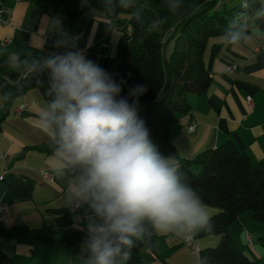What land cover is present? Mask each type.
Returning <instances> with one entry per match:
<instances>
[{
    "label": "crops",
    "instance_id": "obj_1",
    "mask_svg": "<svg viewBox=\"0 0 264 264\" xmlns=\"http://www.w3.org/2000/svg\"><path fill=\"white\" fill-rule=\"evenodd\" d=\"M81 8L83 18L71 21L62 9L45 11L29 0H10L6 4L0 0V13L4 12L8 19L7 23H0V51H5L9 61L15 63L25 49L45 56L62 52L65 49L56 48L55 44L67 39L75 44L73 50H82L88 59L113 75L118 65V46L132 38L147 16L138 11L110 18L91 0L82 1ZM243 19L252 28L245 39L233 45H228L225 36L209 40L204 59L213 83L205 94L187 95L191 112L171 125V138L180 157H193L200 151L231 140L246 151L256 168L264 170V30L255 26L246 14ZM214 44L220 46L218 52L213 51ZM48 105L37 88L15 100L12 111L0 123V177L26 146L52 141L50 134L42 130L43 121L40 119L46 114ZM20 106L24 108L17 112ZM3 115L0 92V117ZM191 123L196 124L194 133L187 131ZM12 171L35 179L36 184L31 198L15 200L0 180V208L7 206V216L0 213V226L26 224L41 227L50 215L49 208L70 209L71 204H77L78 172L63 167L54 154L44 155L30 150L24 159L13 165ZM43 171L48 172L53 181L47 180ZM206 207L210 216L217 212L216 207ZM80 213L83 211L78 206L70 215L56 216L54 224L82 228L84 221L78 219ZM252 230L259 232V244L255 243L254 235L253 243L247 240V231L252 233ZM229 231L248 257L264 264V224L255 221L251 213L244 212ZM160 235H165L158 243L162 253L171 245L181 244L170 255V264H200L198 250L220 240L219 235H211V238L206 231L195 236ZM82 244L55 248L33 237L15 241L0 239V246L13 257V261L6 262L11 264H87L88 253ZM145 254L153 259L151 264H166L151 252Z\"/></svg>",
    "mask_w": 264,
    "mask_h": 264
},
{
    "label": "trees",
    "instance_id": "obj_2",
    "mask_svg": "<svg viewBox=\"0 0 264 264\" xmlns=\"http://www.w3.org/2000/svg\"><path fill=\"white\" fill-rule=\"evenodd\" d=\"M4 4L10 0H1ZM45 11L62 9L71 21L83 18L81 2L84 0H29ZM108 17L118 18L142 11L147 16L132 38L117 49L118 65L112 77L122 84V96L127 97L135 85H145L147 91L140 97L139 115L146 121L151 140L165 156H173L180 165L183 178L200 194L205 205L219 210L211 215L212 231L207 235H219L215 247L198 250L200 264H259L248 257L231 235L230 226L244 212L250 211L255 221L264 224V170L256 168L246 151L233 141L198 152L193 157H180L171 138V125L181 116L191 112L187 99L189 93L205 94L213 83L204 54L211 38L225 36L228 45L245 39L252 28L246 24V14L255 26L264 30V0H242L228 7L230 0H127L121 6L119 0H91ZM246 2V6H244ZM240 34L233 42L232 36ZM174 40L170 55L167 44ZM220 46L213 45L218 52ZM44 54L25 49L15 63L9 61L5 51H0V92L3 96L4 115L0 123L12 111L15 100L32 89H39L47 103L48 77L39 67L32 65L42 60ZM131 99V98H130ZM36 150L44 155L53 154V140L41 145L26 146L9 163L0 177L15 200L31 198L36 180L12 171L13 165L24 159L27 152ZM49 216L41 227L26 224L0 226V239L15 241L25 237L52 246H74L83 243L85 232L76 227H57L54 218L70 215V209L49 208ZM141 239L133 238L128 259L121 264H151L146 251L170 264L168 259L181 244L171 245L165 253L158 249L160 235L148 221L143 222ZM173 233H168L172 235ZM174 235V234H173ZM264 239V237H262ZM13 261V257L0 246V264Z\"/></svg>",
    "mask_w": 264,
    "mask_h": 264
},
{
    "label": "clouds",
    "instance_id": "obj_3",
    "mask_svg": "<svg viewBox=\"0 0 264 264\" xmlns=\"http://www.w3.org/2000/svg\"><path fill=\"white\" fill-rule=\"evenodd\" d=\"M128 6L127 0H119ZM240 34L232 36L233 42ZM37 60L48 77L52 97L42 130L53 140L63 167L78 172L75 200L83 211L87 264H121L141 239L143 222L159 234L195 236L212 231L210 213L200 194L183 178L173 156H165L150 138L139 115L145 85L122 96L121 81L65 39ZM131 98V99H130Z\"/></svg>",
    "mask_w": 264,
    "mask_h": 264
},
{
    "label": "built area",
    "instance_id": "obj_4",
    "mask_svg": "<svg viewBox=\"0 0 264 264\" xmlns=\"http://www.w3.org/2000/svg\"><path fill=\"white\" fill-rule=\"evenodd\" d=\"M246 4H247V3L244 2V6H246ZM244 15H245V14H244ZM7 22H8L7 17L4 15V12H1V13H0V23L5 24V23H7ZM244 22L246 23V19H244ZM6 43H8V41L5 42V44H6ZM262 47L264 48V44L262 45ZM248 102L251 103V98H250V97H248ZM23 108H24V106H20V107L17 109V112H20V110L23 109ZM187 131H188L189 133H194V132L196 131V124H195V123H191V124H189L188 127H187ZM43 175H44V177H45L47 180H49V181H53L52 176H51L48 172L43 171ZM1 177H2V175H1ZM77 207H78V204L73 203V204H71V206H70V210H71V211L76 210ZM0 213L2 214L3 217L7 216V206H6V205H2V206H1V208H0ZM82 217H83V214H81V213L78 214V219H79V220H83ZM247 240L249 241L250 244L253 243V241H254L253 234L250 233L249 231H247ZM191 246L193 247V249H195V246H194V245H191ZM148 252H150V251H148Z\"/></svg>",
    "mask_w": 264,
    "mask_h": 264
},
{
    "label": "rangeland",
    "instance_id": "obj_5",
    "mask_svg": "<svg viewBox=\"0 0 264 264\" xmlns=\"http://www.w3.org/2000/svg\"><path fill=\"white\" fill-rule=\"evenodd\" d=\"M242 0H230V1H227L226 2V4H227V6L228 7H232V6H234V5H236V4H238L239 2H241ZM173 44H174V40H172V41H170L168 44H167V47H166V54H167V56L168 55H170V53H171V51H172V48H173ZM209 46H211V43H209ZM219 209L217 208V211H218ZM248 213H251L250 211H247ZM252 234L254 235V237H255V243L256 244H259L260 243V239H259V232H255V230H252ZM210 237H211V235H209ZM214 236V235H213ZM204 237V236H203ZM207 238H208V236H207ZM211 238H213V237H211ZM218 244V242L216 243L215 242V244H213V246H210V247H215L216 245ZM175 252V251H174ZM173 252V253H174ZM172 253V254H173ZM171 254V255H172ZM6 264H11V263H6Z\"/></svg>",
    "mask_w": 264,
    "mask_h": 264
}]
</instances>
